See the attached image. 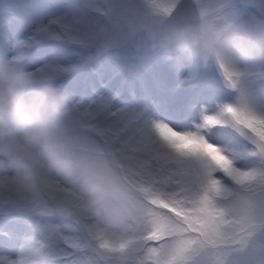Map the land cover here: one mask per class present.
I'll return each mask as SVG.
<instances>
[{"label":"snow or ice","instance_id":"6c2138e0","mask_svg":"<svg viewBox=\"0 0 264 264\" xmlns=\"http://www.w3.org/2000/svg\"><path fill=\"white\" fill-rule=\"evenodd\" d=\"M182 2L186 9L195 6L221 19L226 0ZM153 3L165 13L175 7L173 0ZM118 6V0L93 2L84 19L61 22L33 39L53 35L86 46L105 44ZM32 11L27 0H16L0 17V29L7 33ZM7 62L21 68L14 58ZM219 70L236 101L203 115L194 131L178 130L147 109L113 111L108 101L94 107L63 102V117L89 154L82 166L116 178L138 204L118 224L101 226L77 215L76 189L59 180L47 181L41 198L26 202L0 192V210L22 209L64 222L54 241L60 251L49 264H264V110L245 83L264 82V69L242 73L221 63ZM26 72L45 83L56 74ZM51 247L48 240L41 244ZM0 264L35 262L0 256Z\"/></svg>","mask_w":264,"mask_h":264},{"label":"clouds","instance_id":"9594fccd","mask_svg":"<svg viewBox=\"0 0 264 264\" xmlns=\"http://www.w3.org/2000/svg\"><path fill=\"white\" fill-rule=\"evenodd\" d=\"M173 2L175 7L165 13L153 0H118L107 38L143 33L148 46L176 66L190 61L218 68L222 63L242 73L264 69V27L216 19L195 6L186 9L182 0ZM258 82L245 81L249 89ZM88 160L63 117L58 92L0 61V192L26 202L41 198L44 183L59 180L76 189L77 215L84 213L101 226L118 224L138 204L116 178L82 166Z\"/></svg>","mask_w":264,"mask_h":264},{"label":"rangeland","instance_id":"374dc122","mask_svg":"<svg viewBox=\"0 0 264 264\" xmlns=\"http://www.w3.org/2000/svg\"><path fill=\"white\" fill-rule=\"evenodd\" d=\"M27 2L33 11L27 20L19 21L25 22L26 29L18 30L12 38V41L19 43L14 46L13 51L16 52L7 53L10 49L5 37L12 27H17L18 21L12 24L7 33L0 29V61L14 58L17 62L27 61L24 64L28 65L21 67L25 71L56 73L46 83L58 92L62 103L67 100L70 104L94 107L102 101H108L113 111L141 112L147 109L154 117L172 126L176 120L174 126L178 130L187 127L188 131H194L203 115H215L224 105L236 101V92L226 86L214 63L201 66L183 61L179 66H174L179 71L173 72L170 78L167 63L172 61L165 60L159 49H151L143 33L91 46L53 35H40L33 39L37 33H43L53 26L58 27L61 22L84 19L86 9L93 2L102 3V0ZM15 3L16 0H0V14L6 15ZM221 19L264 27V3L261 0H226ZM106 48L110 52H106ZM250 90L258 106L264 110V82H258ZM20 222L33 231H25L26 237L19 235L23 247H27L30 241L28 247H34L35 244L36 251L40 253L39 259L34 257L30 260L35 261V264H49L50 257L60 251L54 246V241L57 231L65 230L64 222L55 217H37L22 209L0 210V231L10 232ZM45 240L53 242V247L41 248ZM3 243L0 244V255ZM15 256L17 258L13 260L27 258V255L20 257V253Z\"/></svg>","mask_w":264,"mask_h":264},{"label":"bare ground","instance_id":"6f19581e","mask_svg":"<svg viewBox=\"0 0 264 264\" xmlns=\"http://www.w3.org/2000/svg\"><path fill=\"white\" fill-rule=\"evenodd\" d=\"M12 34H14V31H12ZM18 66H20V64H18ZM173 123H174V125L177 124V122H173ZM184 130H187V128L185 127ZM26 251H27V254L30 255V256L35 253V249L33 247H26ZM30 259H32V258H30ZM30 259H28V260H30Z\"/></svg>","mask_w":264,"mask_h":264}]
</instances>
